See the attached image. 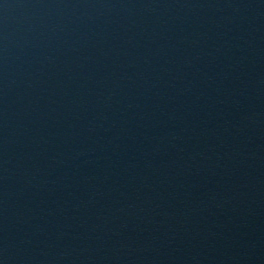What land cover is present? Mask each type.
Returning <instances> with one entry per match:
<instances>
[{
  "label": "water",
  "instance_id": "95a60500",
  "mask_svg": "<svg viewBox=\"0 0 264 264\" xmlns=\"http://www.w3.org/2000/svg\"><path fill=\"white\" fill-rule=\"evenodd\" d=\"M0 264H264V0H0Z\"/></svg>",
  "mask_w": 264,
  "mask_h": 264
}]
</instances>
